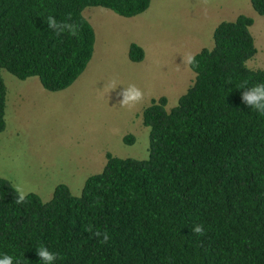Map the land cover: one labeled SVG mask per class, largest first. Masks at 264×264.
Wrapping results in <instances>:
<instances>
[{"label":"trees","instance_id":"16d2710c","mask_svg":"<svg viewBox=\"0 0 264 264\" xmlns=\"http://www.w3.org/2000/svg\"><path fill=\"white\" fill-rule=\"evenodd\" d=\"M249 1L264 15V0ZM150 2L0 0V69L63 90L93 54L84 8L132 17ZM252 23H218L176 105L160 96L142 109L145 159L106 152L79 195L59 183L48 201L0 176V264H264V68L246 66ZM128 56L139 62L144 50L131 43ZM4 108L0 76V133Z\"/></svg>","mask_w":264,"mask_h":264},{"label":"rangeland","instance_id":"374dc122","mask_svg":"<svg viewBox=\"0 0 264 264\" xmlns=\"http://www.w3.org/2000/svg\"><path fill=\"white\" fill-rule=\"evenodd\" d=\"M95 8L86 7L82 14L94 26L101 59L90 67V78L83 73L65 89L71 91H47L39 83L43 93L37 92L26 80L0 69L6 123L0 133V176L20 194L38 191L42 201H48L54 186L65 183L61 180L76 168L66 179L71 193L79 195L85 179L102 170L106 152L145 159L148 127L142 122V109L160 96L167 98V110L176 105L195 77L182 51H193L186 48L194 42L191 38L216 19L239 12L252 17L249 29L256 53L246 66L264 68V15L256 13L249 0H151L133 19L137 26L128 37L123 21L114 17L121 16L102 7L109 13L95 14ZM129 41L143 42L145 57L140 63L132 62L117 43ZM109 49L113 50L106 55ZM125 135H133L134 142L126 144Z\"/></svg>","mask_w":264,"mask_h":264},{"label":"crops","instance_id":"0c3cea01","mask_svg":"<svg viewBox=\"0 0 264 264\" xmlns=\"http://www.w3.org/2000/svg\"><path fill=\"white\" fill-rule=\"evenodd\" d=\"M89 7H98V8H95V9H93L94 10V12H95V14H105V13H109V12H106V10H104V9H102V8H105V7H102V8H100V6H89ZM85 9V8H84ZM108 9V8H107ZM90 10V9H89ZM146 11V10H145ZM241 13L239 12V13H235V14H232V18H229V19H221V20H218V19H216L215 20V22L212 24V25H210V27H207L206 29H205V32H202V33H196V34H194V36L191 38V40L190 41H193L194 40V42H192V43H189V44H187L186 45V48L187 49H193V51H185L184 49H183V51H182V54H183V56H185V60H186V62H188L189 60H190V58L192 57V56H194L196 53H198L202 48H211L212 46H213V38H212V34H213V30H214V28L218 25V23H220L221 21H232V20H234L238 15H240ZM113 15V14H112ZM119 16H121V15H119ZM114 17H117L118 19H121L122 21H123V25H124V27H123V34H126L127 35V37L128 36H130L132 33H133V31L132 30H135V28H136V24L135 23H133L132 21H134L133 19H135V17H137L136 15L135 16H132V17H124V16H121V17H118V16H114ZM129 19H132V20H129ZM91 24V23H90ZM92 27H94L93 25H92ZM135 27V28H134ZM94 29V28H93ZM95 30V29H94ZM94 33H95V42H94V50H93V54H92V57H91V59H90V61H89V65L88 66H86V68H85V70L82 72V74H83V76L85 75V77H87V78H90V76H91V70H89L90 69V67H92L93 68V66H95L96 64H98L99 63V60L101 59V56L98 54V53H96V41H97V34H96V32L94 31ZM121 39L122 40H126V38H124V37H121ZM136 42V44H138L140 47H142V48H144V46H143V42L142 41H135ZM135 42H130L129 41V43L128 44H125V43H123V42H117V43H121V46H120V50H121V52L123 53V52H127V55H128V49H129V45L131 44V43H135ZM197 44H201L200 45V47H196L197 49H195V46L197 45ZM99 48L101 49V47L99 46ZM112 50L113 49H109V50H105L104 52H105V54L107 55V54H109L110 52H112ZM113 57H115V56H113ZM144 57H145V55H144ZM123 58V57H122ZM128 58H129V56H128ZM95 59H97V60H95ZM130 59V58H129ZM132 61V60H131ZM142 61V60H141ZM141 61H139V62H136V63H140ZM132 62H134V61H132ZM189 63V62H188ZM82 76V77H83ZM80 77V76H79ZM78 77V78H79ZM77 78V79H78ZM38 79V77H36V76H34V77H28V78H26V79H23V80H26L28 83H30V84H32L33 86H34V88L35 89H37L38 91L37 92H41V93H43L42 92V90H40V86H39V83H40V81L38 82V84H37V81L39 80H37ZM76 79V80H77ZM22 80V79H21ZM75 80V81H76ZM74 81V82H75ZM190 81L191 82H193L192 81V78L190 79ZM73 82V83H74ZM77 82V81H76ZM72 83V84H73ZM41 84V83H40ZM71 84V85H72ZM70 85V86H71ZM42 86V85H41ZM69 86V87H70ZM77 87V86H76ZM68 88V87H67ZM67 88H65V89H67ZM65 89H63L64 91H67V90H65ZM73 89V88H72ZM46 90V89H45ZM48 91V90H47ZM60 91H62V90H60ZM68 91H71V89L70 90H68ZM67 91V92H68ZM11 108H13V105H11L10 106ZM90 163H93V160L91 159L90 160ZM76 169V168H75ZM75 169L73 170V171H71V173L66 177V178H71L72 176H73V174H74V172H75ZM66 172V171H65ZM62 176H64V173L62 174ZM65 177H64V179L63 180H61V182H65L66 183V185L67 186H71L70 184L71 183H68L67 182V179H66ZM81 178H83V172H82V175L77 179V180H79V179H81ZM76 180V181H77ZM64 183V184H65ZM56 186V185H55ZM54 186V187H55ZM53 190H54V188H53ZM37 193V195H39V197H40V193L38 192V191H36ZM29 193V192H28ZM25 194H27V193H25ZM53 194V193H52ZM22 195H24V194H22ZM41 198V197H40Z\"/></svg>","mask_w":264,"mask_h":264}]
</instances>
